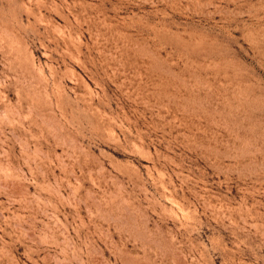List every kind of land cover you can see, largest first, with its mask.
<instances>
[{"label": "rangeland", "instance_id": "obj_1", "mask_svg": "<svg viewBox=\"0 0 264 264\" xmlns=\"http://www.w3.org/2000/svg\"><path fill=\"white\" fill-rule=\"evenodd\" d=\"M0 264H264V0H0Z\"/></svg>", "mask_w": 264, "mask_h": 264}]
</instances>
